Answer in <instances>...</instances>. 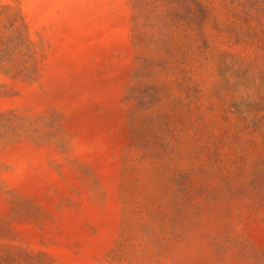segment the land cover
Segmentation results:
<instances>
[{
  "label": "rangeland",
  "instance_id": "obj_1",
  "mask_svg": "<svg viewBox=\"0 0 264 264\" xmlns=\"http://www.w3.org/2000/svg\"><path fill=\"white\" fill-rule=\"evenodd\" d=\"M0 264H264V0H0Z\"/></svg>",
  "mask_w": 264,
  "mask_h": 264
}]
</instances>
